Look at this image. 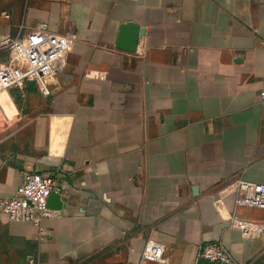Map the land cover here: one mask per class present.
Listing matches in <instances>:
<instances>
[{"label":"crops","instance_id":"0c3cea01","mask_svg":"<svg viewBox=\"0 0 264 264\" xmlns=\"http://www.w3.org/2000/svg\"><path fill=\"white\" fill-rule=\"evenodd\" d=\"M42 23L75 39L49 96L0 89V202L29 172L61 209L41 236L0 218V264H139L149 240L167 264L207 244L264 264V235L231 227L264 224L234 202L237 180L264 185V0H0V42ZM127 23L133 53L115 48Z\"/></svg>","mask_w":264,"mask_h":264},{"label":"built area","instance_id":"2783aa9c","mask_svg":"<svg viewBox=\"0 0 264 264\" xmlns=\"http://www.w3.org/2000/svg\"><path fill=\"white\" fill-rule=\"evenodd\" d=\"M5 18L8 14L3 13ZM74 35L50 32L42 23L24 37H5L2 48L12 55L11 63L0 64V89H22L27 80H33L43 97L49 96L48 81L65 67L66 57L74 43ZM259 101L264 103V89ZM235 206L264 210V185L237 180ZM51 193H58L55 179L49 175L26 172L11 198L0 202V218L8 222L31 224L42 235V222L57 216L47 207ZM231 227L244 234L261 237L264 224L233 217ZM199 257L212 264H233L230 255L218 244L201 247ZM163 245L155 240L145 243L139 264H167Z\"/></svg>","mask_w":264,"mask_h":264},{"label":"water","instance_id":"95a60500","mask_svg":"<svg viewBox=\"0 0 264 264\" xmlns=\"http://www.w3.org/2000/svg\"><path fill=\"white\" fill-rule=\"evenodd\" d=\"M139 37V27L132 23L123 24L120 26L118 36L115 42V48L126 51V52H135L137 41ZM196 189L193 188V192ZM57 200L58 203H55ZM47 207L52 210L61 209L60 196L57 193H51L48 197ZM196 264H212L203 259H198Z\"/></svg>","mask_w":264,"mask_h":264}]
</instances>
